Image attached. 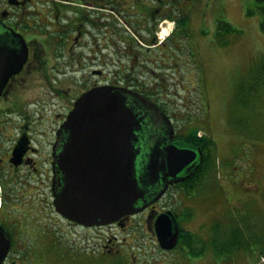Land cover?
<instances>
[{"label":"flooded vegetation","instance_id":"af4514ba","mask_svg":"<svg viewBox=\"0 0 264 264\" xmlns=\"http://www.w3.org/2000/svg\"><path fill=\"white\" fill-rule=\"evenodd\" d=\"M165 6L166 0H0V43L12 53L24 46L28 54L0 95V232L10 241L2 264H46L41 257L59 252L56 242L68 248L60 256L64 264L198 260L195 250L202 241L191 231L197 217L189 198L209 157L198 139L181 133L185 124L177 113L179 96L187 98L183 109L191 106L193 90L184 81L193 74L198 40L192 25L181 19L183 11L192 10L185 7L171 16L170 36L159 40L157 31L168 16ZM120 24L128 39L117 38ZM104 85L124 89L128 104L144 118L139 167L149 163L157 137L162 150L178 142L202 153L196 168L180 171L185 180L173 182L163 174L148 179V206L142 211L105 226H86L56 209V155L65 142L60 132L78 99ZM157 112L168 122H161ZM164 213L179 225L173 248L163 247L156 231Z\"/></svg>","mask_w":264,"mask_h":264},{"label":"rangeland","instance_id":"374dc122","mask_svg":"<svg viewBox=\"0 0 264 264\" xmlns=\"http://www.w3.org/2000/svg\"><path fill=\"white\" fill-rule=\"evenodd\" d=\"M183 1L166 0L168 16L163 26L164 31L174 26L172 17L179 15L180 7L192 8L181 16L192 25L198 40L193 74L184 81L193 90L188 96L191 106L183 109L187 98L184 94L178 97L177 113L185 124L181 133L197 131L213 139L215 145L189 198L197 217L191 231L203 242L194 255L198 258L195 264H253L258 259V264H264L261 5L257 0ZM119 18L126 22L121 15ZM221 21L230 23L237 32L219 28ZM128 33L120 24L117 38L128 39ZM72 243L76 247L75 241ZM56 245L59 252L42 255L46 264H64L60 256L68 248L64 243Z\"/></svg>","mask_w":264,"mask_h":264},{"label":"water","instance_id":"95a60500","mask_svg":"<svg viewBox=\"0 0 264 264\" xmlns=\"http://www.w3.org/2000/svg\"><path fill=\"white\" fill-rule=\"evenodd\" d=\"M27 55L24 46L19 53H12L0 43V95L9 78L20 71ZM157 115L161 122H168L161 112ZM144 124V118L128 104L124 89L104 85L78 99L60 132L65 142L56 155L60 174L55 192L58 212L86 226H105L148 206V179L163 174L173 177V182L185 180L179 176L180 171L187 165H191V170L196 168L201 150L181 148L178 142L162 150L157 137L150 146L149 163L139 167L138 158L145 150L141 143ZM163 152L168 155H159ZM156 231L163 247L176 246L180 229L172 214L158 217ZM9 247V239L0 232V264Z\"/></svg>","mask_w":264,"mask_h":264},{"label":"trees","instance_id":"16d2710c","mask_svg":"<svg viewBox=\"0 0 264 264\" xmlns=\"http://www.w3.org/2000/svg\"><path fill=\"white\" fill-rule=\"evenodd\" d=\"M257 2L261 5L260 6V9L262 11V14L264 15V0H257ZM219 25V28L222 27V28H225L226 30L230 31V32H237V30L228 22H225V21H221L218 23ZM262 29L264 30V19L262 21ZM190 138H194V139H198L199 141V146L204 150L206 149L207 150V153H208V157L209 159L211 158V154H210V151L211 149L215 146L214 145V141L213 139H210L208 137H203V138H200L198 137V132L197 131H193L190 133L189 135ZM193 187L196 188L197 187V184H193Z\"/></svg>","mask_w":264,"mask_h":264},{"label":"bare ground","instance_id":"6f19581e","mask_svg":"<svg viewBox=\"0 0 264 264\" xmlns=\"http://www.w3.org/2000/svg\"><path fill=\"white\" fill-rule=\"evenodd\" d=\"M171 29H172V28H171ZM171 29H165V31L163 32V38H164L165 36H168V35L170 34L169 31H171Z\"/></svg>","mask_w":264,"mask_h":264},{"label":"crops","instance_id":"0c3cea01","mask_svg":"<svg viewBox=\"0 0 264 264\" xmlns=\"http://www.w3.org/2000/svg\"><path fill=\"white\" fill-rule=\"evenodd\" d=\"M259 259L258 260H255L254 262H253V264H258L259 263Z\"/></svg>","mask_w":264,"mask_h":264}]
</instances>
